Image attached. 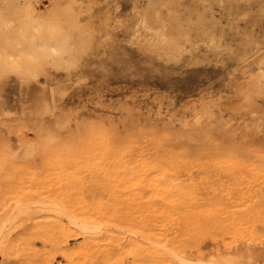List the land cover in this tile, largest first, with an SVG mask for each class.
<instances>
[{
  "label": "rangeland",
  "instance_id": "1",
  "mask_svg": "<svg viewBox=\"0 0 264 264\" xmlns=\"http://www.w3.org/2000/svg\"><path fill=\"white\" fill-rule=\"evenodd\" d=\"M6 54L0 264H264V0H0Z\"/></svg>",
  "mask_w": 264,
  "mask_h": 264
},
{
  "label": "bare ground",
  "instance_id": "2",
  "mask_svg": "<svg viewBox=\"0 0 264 264\" xmlns=\"http://www.w3.org/2000/svg\"><path fill=\"white\" fill-rule=\"evenodd\" d=\"M29 9V8H28ZM30 10V9H29ZM32 20V19H31ZM29 21V19L27 20ZM43 25L40 24V20L36 19L33 21H30V25L24 23L22 24V26L19 29V36L21 38H25V37H36L38 39H40V41H48V29L44 30L42 27ZM165 37V36H164ZM47 38V40H45ZM29 40V39H28ZM43 43V42H42ZM45 43V42H44ZM166 43V42H165ZM170 45V44H169ZM170 47V46H169ZM0 64H4L3 66L5 67L6 65L9 66V68L11 69H17V62L15 59L12 58V56H10L9 54L3 55L0 57ZM21 63V62H20ZM28 65V64H27ZM29 67V66H28ZM28 69V68H27ZM28 72V71H27Z\"/></svg>",
  "mask_w": 264,
  "mask_h": 264
}]
</instances>
